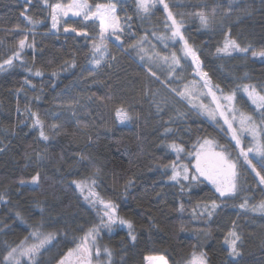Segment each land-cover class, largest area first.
<instances>
[{
	"label": "trees",
	"instance_id": "16d2710c",
	"mask_svg": "<svg viewBox=\"0 0 264 264\" xmlns=\"http://www.w3.org/2000/svg\"><path fill=\"white\" fill-rule=\"evenodd\" d=\"M106 2L89 0L90 4ZM166 2L175 18L183 21L181 31L213 85H219L225 93L243 84L264 86V62L252 56L253 51H264V0H234L231 6L229 0ZM158 9L141 19L136 16L133 0H117L118 14L132 18L130 32L117 41L108 39L105 60L89 75L88 70L93 68L90 40L64 33L63 22L58 31L53 30L51 9L42 0H32L31 4L26 0H0V64L17 50L25 35L27 43L34 44V48L23 51L22 60H14L13 67L6 65L0 71V149H4L0 151V195L4 197L0 200V264H4L7 251L41 224L39 230L60 233L59 243L53 241L46 246L34 264H56L74 246L73 237L82 236L83 231L99 223L96 212L71 183L90 178L96 168L100 170L96 191L117 205L118 215L132 222L137 237L133 242L125 229L101 234L99 245L112 250L114 264H144L146 255L164 256L168 264H184L194 249L206 253L208 264H264V214L239 207L245 198L251 202L249 207L264 199V189L257 186L255 174L242 171L240 183L247 191L220 203L207 224L204 219L193 218L192 210L213 198L220 202L218 194L206 182L181 193L179 185L168 179L171 171L164 166L176 156L167 144L175 140L190 148L198 136L214 137L221 144L227 138L151 77L137 50L130 47L146 38L143 46L149 55L171 57L176 53L180 57L181 67L171 75L163 62L155 66L170 88L183 89L194 79V67L183 58L179 40L158 39L171 35L164 27L163 7L158 5ZM25 11L39 23L27 25L21 16ZM198 11L210 15L208 28L195 15ZM79 19L72 17L70 26L86 28L89 36L98 33L92 22H87V27L83 21L72 23ZM26 25L30 30L22 32ZM226 35L249 47V52H233L230 56L217 53ZM72 63L75 67H69ZM28 68L42 75L30 74ZM26 79L30 84H24ZM107 96L112 100L97 99ZM165 98L167 103L163 102ZM73 99L84 105L76 106L75 115L62 106ZM154 101L160 102L163 111H157ZM121 103L132 116L127 123H120L115 116V108ZM236 107L253 111L243 91L237 92ZM26 108L38 113L48 141L40 139L39 128L32 127L31 112ZM52 124L62 125L59 135L53 134ZM165 127L173 131L165 135ZM244 146H248L247 140ZM37 153L43 159L38 161ZM81 155L88 159L80 160ZM37 172L41 179L34 185L31 177ZM21 179L26 182L21 184ZM181 203L185 206L183 213L178 211ZM229 230L241 236L240 255L235 258L228 255L224 244Z\"/></svg>",
	"mask_w": 264,
	"mask_h": 264
},
{
	"label": "snow or ice",
	"instance_id": "6c2138e0",
	"mask_svg": "<svg viewBox=\"0 0 264 264\" xmlns=\"http://www.w3.org/2000/svg\"><path fill=\"white\" fill-rule=\"evenodd\" d=\"M233 2L234 0H229V6ZM26 3L31 4L32 0H26ZM42 3L51 9V27L53 30L58 31V26L63 22L65 25L63 27L64 33H75L76 36L84 37L91 41L90 51L92 59L90 63L93 68L92 70H88L89 75H93L94 70L100 68L105 58L109 36H115L119 40L118 33L124 31V24H128L132 19L131 17H127L124 24L120 22V17L117 15V0H108L106 3L94 4H90L89 0H62V2L57 3H49L48 0H42ZM158 5L163 7V12L166 15L164 27L171 33L170 36H161L158 39L161 42L167 39H172L173 41L178 39L180 42H183V58L191 59L194 74L195 76H199L203 83L200 84L193 79L188 84H185L183 89L170 88L169 83L162 80L157 74L155 66L163 62L164 65L168 66V71L171 75L177 68L181 67L180 57L176 53H172L171 57L167 55L160 56L158 53L149 55L148 50L143 46V41L146 38H142L141 41L130 45V47L137 50V55L142 61V66L151 77L159 81L164 87L169 88V91L179 97L180 101L186 102L195 114L204 116L211 121L223 133V136L227 138L225 143L221 144L214 137L198 136L190 148L175 140L166 145L171 152L175 153L176 158L171 161L170 165H165L164 167L166 169L170 168L171 174L168 176V179L174 185H179L181 193L190 192L193 187H199L206 182L214 190V193L218 194L220 202H218L217 198H213L204 203L203 207L197 204L192 210L193 218L204 219L205 224H207L216 214L220 203L229 198L237 197L241 191H247L240 183L242 171L249 175L255 174L254 178L258 181L257 186L264 189V86L257 87L253 84H243L242 87L237 86L231 92L225 93L223 89L219 88V85H213L208 73L201 69V61L196 50L189 45L181 31L183 21L175 18L173 12L170 10L171 6L166 0H135L136 16L141 19L148 17L150 14H153V9L159 10ZM201 7L207 6L203 5ZM195 15L198 16L203 27L208 28L210 26V15L208 13L198 11ZM211 15H215V9H213ZM21 16L27 21V25L39 23V21L28 16L26 11L21 12ZM72 17L80 18L77 21H72V23L83 21L86 27L87 22H92L91 27L93 29L98 27V33L89 36L86 28L78 29L77 27L70 26L69 20ZM27 25L21 29L22 32L30 30L27 28ZM128 27H131V25L128 24ZM27 40V35L19 40L17 50L0 64V71L5 70V65L9 68L13 67L14 60H22V53L26 48H34V44L27 43ZM165 47H168V45L165 44ZM216 52L229 56L233 52L246 54L249 52V47H242L236 40L230 39L226 35L223 47H217ZM252 56L254 59L264 61V51H260L259 53L253 51ZM69 67H75V63L70 64ZM28 71L35 76L42 75L39 70L32 73L31 68H28ZM53 75L55 76L56 73L54 72ZM24 84L28 85L30 81L26 79ZM17 91L19 92L20 90ZM239 91H243L246 94L247 100L253 106L251 113L236 107L237 92ZM153 96H155V93H153ZM97 99L101 101L112 100V97H97ZM163 102L167 103V99L165 98ZM155 103L157 104V111H163L159 106L160 102ZM77 105L80 107L84 106L80 104L79 99L62 103V106L72 111L73 115H75ZM26 112H31V109L26 108ZM115 116L120 123L132 119L130 112L122 103L115 108ZM31 119L33 121L32 127L39 128L40 130V139L48 141L49 135L45 133L44 122L40 119L38 113L31 112ZM77 126H80L79 122ZM83 126L86 128L87 124ZM50 127L54 135H59L62 130V125L59 124H52ZM172 131V128L165 127L164 134L167 135ZM186 131L190 132L191 130L186 129ZM246 140L248 143L247 147L244 146ZM3 150L0 149V151ZM234 152L236 155H233ZM36 158L39 161L43 159V156L37 153ZM79 159L86 160L88 157L81 155ZM248 169L251 171L248 172ZM99 171L96 168L90 178L81 181L73 180L71 182L75 185L80 195L83 196L84 201L96 212L99 217V223L83 231L82 236L73 237L71 244L74 246L69 247L67 252L61 255L57 264H114L112 250L107 246L101 248L99 238L102 230L107 229L111 233L113 227L117 224L128 229L130 240L134 242L137 238L133 231L132 222L119 216L117 205L110 199L105 200L96 191V176L99 174ZM40 179V173L37 172L31 177V183L38 185ZM19 182L24 184L26 181L21 179ZM131 183L129 181L128 185ZM128 185L125 186L126 190ZM3 199L4 197L0 195V200ZM250 203V200L245 198L239 207L245 211L264 214V199L251 207H249ZM178 211L181 213L185 211L183 203L179 205ZM42 227L43 224L37 230L32 231L29 237H25L17 247H13L7 251L3 257L4 264H23L21 258H27L28 264H34L41 251L46 249V246L51 245L53 241L59 243L57 241V236L60 235L59 232L45 234L39 230ZM64 235L67 236V233H64ZM30 238L35 242L29 243ZM240 241L241 236L238 232L235 230L228 231L224 244L227 246V252L230 257L235 258L240 255L238 250ZM144 264H168V261L164 256L146 255L144 256ZM184 264H208L207 255L203 251L194 249L189 258L184 261Z\"/></svg>",
	"mask_w": 264,
	"mask_h": 264
},
{
	"label": "rangeland",
	"instance_id": "374dc122",
	"mask_svg": "<svg viewBox=\"0 0 264 264\" xmlns=\"http://www.w3.org/2000/svg\"><path fill=\"white\" fill-rule=\"evenodd\" d=\"M125 1H128V0H125ZM119 2V1H118ZM133 2L135 3V0H133ZM117 15L120 17V22L122 23V24H124V21H125V19L128 17L126 14H123V15H120V14H118V11H117ZM73 18H76V17H73ZM98 22V21H97ZM128 24H130V21L128 22ZM128 24H124V31H122V32H120V33H118V35H119V37H122L123 35H126V33H129L130 32V27H128ZM60 26V25H59ZM58 26V27H59ZM109 39H112V40H114V41H117V39L115 38V36H109ZM180 42V41H179ZM180 44H181V47L183 48V42H180ZM183 55V54H182ZM105 58H106V53H105ZM105 58H104V60H105ZM189 59V62L192 64V61H191V59L190 58H188ZM103 60V61H104ZM257 60H259V61H262L261 59H257ZM103 61H102V63H103ZM262 62H264V61H262ZM6 66V65H5ZM193 76H194V79L196 80V81H198L200 84H202L203 83V81H201L200 80V77L199 76H195V74H194V72H193ZM245 96H246V94L245 93H243ZM247 97V96H246ZM210 99V98H209ZM124 123H127V121L126 122H124ZM222 123V122H221ZM75 186V185H74ZM76 188V187H75ZM78 191V190H77ZM78 193H79V191H78ZM80 194V193H79ZM82 198H83V196H82ZM84 199V198H83ZM85 204L88 206V207H90L89 206V204L88 203H86L85 202ZM98 207H100L99 205H98ZM97 215V214H96ZM116 229V230H115ZM119 229H125V230H128L126 227H123V226H121V225H115L114 227H113V231L110 233V232H108V230L107 229H104V230H102L101 231V234H103V233H105V234H112L114 231H117V230H119ZM41 232H43V233H45V234H47L46 232H44V231H42V230H40ZM101 234H100V236H101ZM32 242H35V241H32L31 240V238L29 239V243H32ZM102 248V247H101ZM21 260H22V262H27L28 263V261H27V258H21ZM35 263V262H34ZM57 264V263H56Z\"/></svg>",
	"mask_w": 264,
	"mask_h": 264
}]
</instances>
